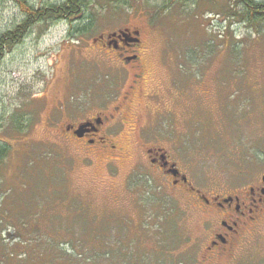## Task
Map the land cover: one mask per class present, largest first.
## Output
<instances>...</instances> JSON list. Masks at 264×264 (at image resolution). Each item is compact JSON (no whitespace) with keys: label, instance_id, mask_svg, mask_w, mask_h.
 I'll return each instance as SVG.
<instances>
[{"label":"rangeland","instance_id":"rangeland-1","mask_svg":"<svg viewBox=\"0 0 264 264\" xmlns=\"http://www.w3.org/2000/svg\"><path fill=\"white\" fill-rule=\"evenodd\" d=\"M28 1L37 6L65 2ZM233 4L90 0L85 18L62 16L36 23L6 52L0 62V139L9 141L12 150L0 168V264H80L77 260L93 250L102 255L86 264L159 261L161 177L149 173L152 183L147 187L129 188L138 179L133 177L138 147L126 141L108 152L111 156L95 154L92 148L66 143L60 126H49L51 114L59 121L75 118L77 107L56 109L71 95L78 102L90 99L92 105L99 95H121L129 72L113 68L119 57L96 41L102 32L140 31L143 60L152 70L150 88L161 100V115L151 113V118H157L169 155L202 193H234L258 184L264 173V27L261 33L252 29L233 14ZM87 17H93V24L76 31L85 27ZM21 18L15 2L0 0V32ZM234 47L238 54L232 55ZM233 56L240 58L233 62ZM238 66L244 79L241 70L235 71ZM235 92L231 100L229 94ZM16 115L24 123L21 130L14 127ZM162 187L166 205L175 206L178 214L164 220L163 234L176 237L174 246H183L185 238L201 233L203 219L190 196L176 193L175 199L167 183ZM72 200L89 207L90 228L106 237L83 252L77 244L79 229L70 234L66 227L74 216ZM140 210L146 217L139 216ZM130 219L145 223L132 225ZM42 226L49 227V236L35 238ZM59 226L67 228L68 233L60 231L64 243L44 246ZM106 250L110 256L103 255ZM25 253H31L30 259ZM60 255L61 261L55 259Z\"/></svg>","mask_w":264,"mask_h":264},{"label":"flooded vegetation","instance_id":"flooded-vegetation-1","mask_svg":"<svg viewBox=\"0 0 264 264\" xmlns=\"http://www.w3.org/2000/svg\"><path fill=\"white\" fill-rule=\"evenodd\" d=\"M96 41L119 57L114 69L122 67L129 72L127 79L119 74L124 79L121 95H99L93 105L90 99L78 102L74 100L75 95H69L68 99L56 101V109L66 112L77 107L79 111L75 118L59 121L51 114L49 126H60L66 143L83 149L92 148L95 154L111 156L113 153L108 152H113L122 143L127 144L126 141L138 147L134 172L148 183L151 182L149 173L161 177V252L157 264H264V173L256 186H249L244 191L202 193L182 171L178 161L169 155L161 129L155 123L157 118H151V113L161 115V100L160 94L150 88L152 70L143 60L140 31L123 28L102 32ZM126 124L130 128H125ZM141 148L144 153L140 152ZM165 183L175 199L176 193L190 196L196 203L195 211L203 219L201 233L185 238L183 246H174L176 237L163 234L164 220L178 216L175 206L165 203L162 187ZM138 214L141 218L146 217L143 210ZM130 222L140 225L133 219Z\"/></svg>","mask_w":264,"mask_h":264},{"label":"trees","instance_id":"trees-1","mask_svg":"<svg viewBox=\"0 0 264 264\" xmlns=\"http://www.w3.org/2000/svg\"><path fill=\"white\" fill-rule=\"evenodd\" d=\"M11 1L15 2V4H17L19 9L21 10L22 18L14 22L12 25L6 27V29L2 30V32H0V62L5 57L6 52L9 49H11L13 46L23 41V39L25 38L29 30L36 23H39L45 20H58L62 16H67V17H80L81 16V18H85L87 16L86 8L89 6V3H90V0H65V2H63L60 5H57V4L49 5L45 3L44 5L37 6V5L30 3L28 0H11ZM230 8L235 16H238L244 23L249 25L252 29H256L258 30L259 33H261L260 31H262V28L264 27V0H261V1L259 0H234V4L231 5ZM87 19H88V23L84 25L85 27L82 26L81 29L77 28L76 31L79 32L81 30L82 31L88 30L89 26L93 24L94 19L93 17H87ZM234 51L238 52V48L234 47L232 51H230V53L233 55V53H235ZM235 54H238V53H235ZM238 58L240 57L233 56V62L236 60L238 61L239 60ZM240 70L243 76L242 79H244L245 72L242 67L238 66V69H236L235 71H240ZM232 71L233 70H231V72ZM232 74H236V73L233 71ZM245 80L247 83V79ZM237 89H242V88L237 87ZM235 94L236 92L234 93V95L232 93L229 94L231 100L236 97ZM14 118L15 119H13V122L16 121L17 123V125L14 124V127L18 130L23 129V127L25 126L23 125L24 123L20 119L21 117L19 118L16 115L14 116ZM11 150H12L11 143L7 140L0 139V168L6 163L7 158L11 153ZM133 174H134L133 177H138V179H134L132 183L130 184L129 188L135 189V188H138L139 185L142 186L143 184H146V183L149 184L148 182H145L140 179L139 173L134 172ZM147 184L144 187H147ZM59 196H60L59 193L55 194L54 198L56 199L53 198L55 202L60 201ZM143 201H145V197H144V200L142 199V202ZM70 204L73 206L72 208H74L72 209L74 216H72L71 218H68V225L66 227L68 228V231L70 234L72 231H75L76 227L79 229L78 237H77L78 239L77 244H80L79 248L81 251L83 249L86 250L87 249L86 246L90 245V243H94L97 240L106 238V237H102L100 232L99 233L95 232L97 227L93 226L90 228V226H92L90 224V220L86 219L88 217L87 214L90 212V209L87 205H80L81 203L76 200H72ZM145 205L146 203L143 206L146 207ZM30 214L31 212L29 213V215ZM82 223H84V225H81ZM54 228H55V234L52 235L51 241L43 242L44 246H46L47 244L54 245V246H61L64 243L60 237L62 236L60 231L67 232V228L60 227V226L54 227ZM48 230H49L48 226H47V230H45V227L42 226L41 232H40L41 235L35 236V238H38V237L43 238L45 236L46 237L49 236L50 233ZM82 232H84L85 234L84 236H86L85 240H81V235H83ZM70 241L72 242V240ZM113 241L119 244L122 243V240L120 237L119 238L114 237ZM30 242L31 240H29L28 242H25V244L27 246H30ZM67 244L68 242L65 243V246H69V244L68 245ZM90 249L92 250V248ZM90 249L89 251L91 252ZM65 251L67 252L69 250L66 249ZM91 253L92 255H90L88 258L85 257L82 260H77V262L80 264L81 263L86 264L87 262H91L92 260H95L96 259L95 257L102 255V251H97V250H93V252ZM109 253L110 251L106 250V253H104L103 255L110 256ZM30 255L31 253L30 254L25 253V256H27L29 259H30ZM82 256L83 255H80L79 257L81 258ZM62 258H63L62 255H60L59 257H56L55 259L61 261Z\"/></svg>","mask_w":264,"mask_h":264},{"label":"water","instance_id":"water-1","mask_svg":"<svg viewBox=\"0 0 264 264\" xmlns=\"http://www.w3.org/2000/svg\"><path fill=\"white\" fill-rule=\"evenodd\" d=\"M263 180H264V175H263Z\"/></svg>","mask_w":264,"mask_h":264}]
</instances>
